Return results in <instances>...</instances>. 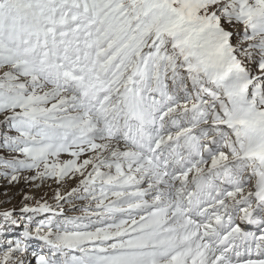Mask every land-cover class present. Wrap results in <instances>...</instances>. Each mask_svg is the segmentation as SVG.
Wrapping results in <instances>:
<instances>
[{
  "label": "snow or ice",
  "instance_id": "snow-or-ice-1",
  "mask_svg": "<svg viewBox=\"0 0 264 264\" xmlns=\"http://www.w3.org/2000/svg\"><path fill=\"white\" fill-rule=\"evenodd\" d=\"M0 179V264H264V0H0Z\"/></svg>",
  "mask_w": 264,
  "mask_h": 264
},
{
  "label": "rangeland",
  "instance_id": "rangeland-1",
  "mask_svg": "<svg viewBox=\"0 0 264 264\" xmlns=\"http://www.w3.org/2000/svg\"><path fill=\"white\" fill-rule=\"evenodd\" d=\"M75 185H73L74 187ZM29 189L27 187H24L22 184L17 185L15 188H12L11 191H9L8 188L4 186V181L0 179V209L2 208H13L15 207L18 211L19 204L21 202V195L20 193L22 191H28ZM70 190V189H69ZM47 191L50 193L51 190L47 189ZM9 192V196H11L12 193H16L15 198L11 200V203L3 204L2 202L5 201L8 197H5L2 193Z\"/></svg>",
  "mask_w": 264,
  "mask_h": 264
}]
</instances>
